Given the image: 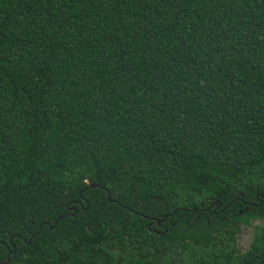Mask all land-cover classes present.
<instances>
[{
	"label": "trees",
	"instance_id": "trees-1",
	"mask_svg": "<svg viewBox=\"0 0 264 264\" xmlns=\"http://www.w3.org/2000/svg\"><path fill=\"white\" fill-rule=\"evenodd\" d=\"M260 200L264 0H0V264H264Z\"/></svg>",
	"mask_w": 264,
	"mask_h": 264
},
{
	"label": "flooded vegetation",
	"instance_id": "flooded-vegetation-1",
	"mask_svg": "<svg viewBox=\"0 0 264 264\" xmlns=\"http://www.w3.org/2000/svg\"><path fill=\"white\" fill-rule=\"evenodd\" d=\"M222 204H220L219 202H217V203H213V204H211V205H209L208 207H202L203 209H207V208H209V207H220ZM228 205H226V206H224V207H222L221 208V211H223V210H228ZM249 207H260L261 208V212H260V214H262V217H263V215H264V201L263 200H260V201H254V202H252V201H244V205L243 206H238L237 207V212H238V214H242L243 212H246V211H248L249 210ZM194 210H196L195 208H194ZM229 210H230V208H229ZM231 210H232V208H231ZM230 210V211H231ZM261 217V218H262ZM164 219V218H163ZM163 219H161V220H157L158 222V225L160 226V227H162V228H167L166 227V225H165V222H166V220H167V217L165 218V220H163ZM254 219H260V218H258V217H251L250 218V223H242V222H237V224H236V228H235V231H241L242 229V226H248L249 224H251V221L252 220H254ZM160 221V222H159ZM153 230V229H152ZM154 231V230H153ZM155 232H157V233H159V234H162L163 232L162 231H159V230H155Z\"/></svg>",
	"mask_w": 264,
	"mask_h": 264
},
{
	"label": "rangeland",
	"instance_id": "rangeland-1",
	"mask_svg": "<svg viewBox=\"0 0 264 264\" xmlns=\"http://www.w3.org/2000/svg\"><path fill=\"white\" fill-rule=\"evenodd\" d=\"M264 225V215L260 219H254L251 221V224L248 226H242V230L240 231L239 235L237 236V248L240 251H246L255 236L256 229L258 226Z\"/></svg>",
	"mask_w": 264,
	"mask_h": 264
},
{
	"label": "water",
	"instance_id": "water-1",
	"mask_svg": "<svg viewBox=\"0 0 264 264\" xmlns=\"http://www.w3.org/2000/svg\"><path fill=\"white\" fill-rule=\"evenodd\" d=\"M91 186L94 187V186H97V184H92ZM165 218H166V217H165ZM165 218H164L163 220H165ZM159 222H160V221H159ZM56 224H57V221H56V223H55L54 225H50V226L54 228V227L56 226Z\"/></svg>",
	"mask_w": 264,
	"mask_h": 264
}]
</instances>
